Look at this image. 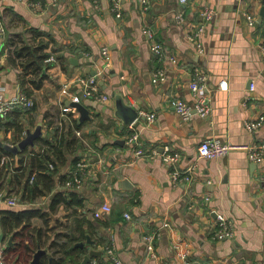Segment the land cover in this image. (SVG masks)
Segmentation results:
<instances>
[{"label": "crops", "instance_id": "crops-1", "mask_svg": "<svg viewBox=\"0 0 264 264\" xmlns=\"http://www.w3.org/2000/svg\"><path fill=\"white\" fill-rule=\"evenodd\" d=\"M41 1L45 6L37 9L31 5L32 0H0L8 25L6 37H0V95L10 99L22 91L21 69L10 60L11 40L30 43L37 32L42 33L49 42L47 52L57 59L49 64L48 78L34 91L37 111H23L25 136L27 129L34 130L42 123L47 139H54L45 125V115L54 121L53 127H62L61 107L70 98L63 87L69 85L72 92L80 93L78 79L90 76L89 71L102 64L101 49L105 45L110 47L112 64L101 81V91L112 99L109 103L82 99L90 118L81 121L79 112L73 116L83 123L81 135L75 133L83 146L71 153L65 148L67 160L53 177L55 189L35 200H29L28 193L24 195L17 180L24 172V184L31 171L30 158L21 165L19 153H13V157L0 150V191L18 201L12 206L0 200V211L37 209L49 213V228L53 229L49 235L78 230L74 236L80 242L86 241L89 233L95 241L93 249L102 252L101 258H105L107 246L115 245L124 264H183L173 250L177 237L192 244L191 264H264V164L252 162L244 150L214 159L199 158L198 154L206 138L237 145L264 143V126L251 133L244 124L247 119L264 115L262 0H213L215 17L202 35L206 53L199 59L188 35L202 23L201 12L208 0H189L186 4L180 0H149L148 12H143L138 0H123L121 17L112 10L111 0H97L98 5L94 0ZM245 10L257 18V25H250ZM181 14L183 19L179 18ZM145 28H151L179 58L177 65L166 63L168 78L163 84L152 82L158 63ZM198 66L208 75L204 95L212 112L207 118L195 113L185 121L171 100L194 102L190 82ZM223 80L226 90L220 88ZM252 84L256 85L254 91H250ZM116 90L139 110L143 118L138 126L123 128L115 115ZM248 95L250 100L244 102ZM20 109L25 110L14 106L10 116ZM151 113L156 114L154 123H149L146 116ZM33 120L34 125L30 123ZM16 133L14 129H2L0 140L17 144ZM133 135H138L136 146L129 142ZM136 147L145 155L137 156ZM166 147L181 154L178 167L192 175L191 182H173V167L161 156ZM154 150L160 154L150 158ZM80 160L91 174L82 187L70 192L76 193L83 205L73 209L62 205L53 213L56 193L67 191L65 181ZM193 166L195 169L190 170ZM105 203L112 210L101 218L94 217V211ZM126 213L131 214V220L125 218ZM219 215L233 221V238L214 239ZM165 222H170V227L162 228L156 257H151L143 237ZM34 225L47 228L41 219H34ZM6 247L0 222V251Z\"/></svg>", "mask_w": 264, "mask_h": 264}, {"label": "built area", "instance_id": "built-area-1", "mask_svg": "<svg viewBox=\"0 0 264 264\" xmlns=\"http://www.w3.org/2000/svg\"><path fill=\"white\" fill-rule=\"evenodd\" d=\"M58 0H54L57 2ZM95 4H97V0H94ZM112 1V10L115 12L117 17H121V8L123 0H111ZM142 5L143 12H148L150 10V1L149 0H138ZM189 0H180L181 3L186 4ZM213 0H208V3L204 6L201 15H202V23L199 27L194 30L191 34L188 35V38L194 44L198 56H204L206 53V48L202 41V35L206 32L209 24L213 21L215 17V10L212 6ZM31 5L33 8L41 9L45 6V4L41 0H32ZM244 16L247 18L250 25H257V18L247 12L246 10L243 12ZM180 19H183V15L179 16ZM8 25L5 15L0 9V37L5 38L7 35ZM145 34L151 42V50L153 52L154 58L157 61L158 65L154 69L152 73V82L156 85L163 84L167 81L168 72L166 68V63H172L173 65H177L179 63V58L169 52L166 48L163 41L159 40L155 34V32L151 28H145ZM261 54L263 57V72H264V41L260 46ZM103 55L102 64L96 65V74L90 75L87 77H80L78 82L80 84V93L72 92L70 90L69 85H65L63 87V92L70 95L69 100L66 104H63L61 107V115L62 121L60 122V126H64L66 120L68 119L69 114L74 115L77 111L75 107H72L70 103H81L83 98H92L101 103H109L112 99L110 94L104 93L101 91V81L104 80L105 75L112 64L111 50L110 47L105 45L101 49ZM57 61L56 55L51 54L47 59V64H54ZM208 75L205 70L201 67H195L193 69V75L190 82V90L194 97V102H188L184 99L174 98L171 100L172 106L175 108L176 112L179 116L185 120H191L193 116L198 114L202 118H207L212 112V107L208 101V99L204 95V89L207 86ZM221 89H228V86L225 80L222 81L220 85ZM256 89V85L252 84L250 91H254ZM249 99L248 95L245 98L244 102ZM34 98L28 96L25 92L21 91L18 95L13 98L7 99L3 95H0V118H6L14 106H21L24 109H31L35 106ZM245 104V103H244ZM149 123H154L156 119V114L151 113L146 115ZM245 128L247 131L251 133H256L261 127L264 126V115H259L252 119H247L245 122ZM61 127V128H62ZM78 135H81L79 130L76 131ZM129 142L133 145H137L138 135H133ZM235 150H244L247 152L249 159L258 164H264V143H251V144H243L237 145L228 141H224L220 138H206L204 139L199 147L198 154L199 158L203 159H214L218 157L228 156L232 151ZM135 154L137 156H144L145 151L136 147ZM160 153L157 150H154L149 157L154 158ZM163 160L170 164L173 167L172 171V180L176 184L179 181L191 182L193 177L190 173L181 171L178 167V163L181 159V154L178 152H171L169 147L165 148V151L161 154ZM54 166L51 164L50 169H53ZM195 169V166L190 168V170ZM91 169L88 168L87 164L83 161H77L75 168L68 175V179L65 183L67 191L78 189L82 187L84 181L88 175L91 174ZM35 180V176L33 175L30 179V182L33 183ZM263 182L264 189V175L261 177ZM0 200H5L8 204L15 206L17 205V197L9 196L5 191H0ZM112 210L111 206L108 203L103 204L99 208H97L93 215L96 218H101L104 213H108ZM125 218L127 220H131V214L126 213ZM218 228L214 233L215 240H225L229 238H233L235 234V227L233 221L227 219L223 215L218 216ZM164 227H170V222H165L163 226L157 228L153 232H149L144 235V242L148 251L149 256L156 257V246L159 242L161 236V230ZM173 250L175 256L183 262V264H191L190 258L192 256V244L185 240L182 237H177L173 239ZM105 258L96 257L93 258L92 264H124L122 259L119 257L117 253V249L115 245H109L106 247ZM0 264H7L6 253L5 250L2 249L0 251Z\"/></svg>", "mask_w": 264, "mask_h": 264}, {"label": "trees", "instance_id": "trees-1", "mask_svg": "<svg viewBox=\"0 0 264 264\" xmlns=\"http://www.w3.org/2000/svg\"><path fill=\"white\" fill-rule=\"evenodd\" d=\"M10 43L13 50L10 58L11 63L13 66L21 69L22 91L33 98L35 89H39L48 78L49 64L46 63V59L50 55L47 52L49 42H46L44 34L37 32L33 42L27 43L19 39L18 41L11 40ZM23 111L31 114L36 112V103L31 109H20L14 117H11L9 114L7 116L8 121L0 118V130L5 129L10 131L14 129L17 132L14 140L15 143H18L25 137V129L21 121ZM67 116L68 119L64 126L62 128H55L52 126L54 125V121L52 119L49 120V115H45V125L54 134V139H47L46 136L38 138L36 141L38 151H31L27 148L19 153L21 165L25 163L26 157L30 158L29 164L31 166L29 167H31V171L25 179L24 184L21 183L22 177L25 175L24 172L17 178L20 188L24 190V195L25 193L29 194V200H35L36 196H43L55 189L53 177L58 167L67 160L66 156L63 155L65 148L71 153L83 146L75 137L76 131L82 128L83 123L75 119L72 114ZM30 123L34 125L35 122L33 120ZM0 150L10 156H15L4 148H0ZM51 164L54 166L53 169H50ZM33 175L35 176V180L30 184V179ZM9 184L12 185V181ZM62 205L73 209L82 206L83 201L76 193L59 191L52 202V212L56 213ZM49 216V213L37 209L0 211V222L5 234V241L7 242L5 249L7 264H30L34 254L40 248H49L51 253L50 256L43 255L40 264H81L85 251L75 246L78 242V238L75 237L78 230L66 229L63 233L56 234L53 237L48 234L53 230L49 228ZM34 219H41L47 228L34 225ZM11 236H13V245H9L8 243ZM50 257H53L52 262Z\"/></svg>", "mask_w": 264, "mask_h": 264}, {"label": "water", "instance_id": "water-1", "mask_svg": "<svg viewBox=\"0 0 264 264\" xmlns=\"http://www.w3.org/2000/svg\"><path fill=\"white\" fill-rule=\"evenodd\" d=\"M262 2H263V8L261 11L262 16L260 21H262V19L264 18V0H262ZM197 57L199 59V56ZM89 74L95 75L96 71L90 70ZM101 84L104 83L101 82ZM113 97L115 99V104H116L115 115L123 122V128L131 125L138 126L139 120L143 118L142 116H140L139 110L137 108L132 107L129 103L126 102L125 97L121 92V90H116L113 94ZM70 105L72 107H75L76 111L80 113L81 121H85L86 119L90 118L89 109L84 104L72 102L70 103ZM44 136H45V132L43 131V125L42 123H39L34 130H32L31 128L27 129L26 136L17 144H10L0 140V147L14 154H18L29 147L36 148L37 139ZM127 184H129V182L126 180L124 185L127 186ZM86 237H87L86 241L77 242L75 245L85 251V255L82 259L81 264H90L93 258L102 256L101 251H97L93 249L95 241L91 238L89 233L86 234ZM8 243L9 245H13V236L9 238ZM43 255H49V256L51 255L49 248H40L34 254L33 260L31 261L30 264H40ZM50 259L52 262L53 257H50Z\"/></svg>", "mask_w": 264, "mask_h": 264}, {"label": "rangeland", "instance_id": "rangeland-1", "mask_svg": "<svg viewBox=\"0 0 264 264\" xmlns=\"http://www.w3.org/2000/svg\"><path fill=\"white\" fill-rule=\"evenodd\" d=\"M9 264V263H8Z\"/></svg>", "mask_w": 264, "mask_h": 264}]
</instances>
